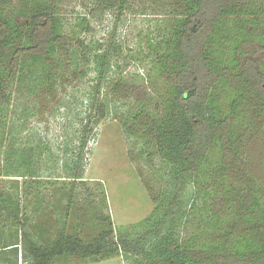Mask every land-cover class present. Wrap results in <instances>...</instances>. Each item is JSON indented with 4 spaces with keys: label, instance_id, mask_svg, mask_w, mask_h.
Returning a JSON list of instances; mask_svg holds the SVG:
<instances>
[{
    "label": "rangeland",
    "instance_id": "374dc122",
    "mask_svg": "<svg viewBox=\"0 0 264 264\" xmlns=\"http://www.w3.org/2000/svg\"><path fill=\"white\" fill-rule=\"evenodd\" d=\"M28 1L0 0V19L8 22L7 33L5 27H0V38L8 34L0 59L2 71L6 57L17 46L31 44ZM50 1L56 3L61 40L51 43L46 56L51 63L64 64V68L57 74L56 89L48 93V99L38 102L40 108L30 104L33 111L21 107L23 96L33 85L23 71L24 66L30 65L21 63L23 74L8 80L10 101L0 103V189L6 191L11 181H17L20 207L29 218V225L49 227L53 234H77L86 241L103 227L111 231L112 240L135 243L144 239L140 249L152 257H156L154 247L169 234L175 235L181 244L193 240L195 246L205 240L220 239V233L192 205V177L187 176L176 189L174 175L179 167L162 161L152 140H146L143 130L131 123L135 112L147 115L150 121L160 115L157 90L169 84L164 76L160 80L146 78L150 59L145 58L146 43L151 38L158 39L166 28L172 17V3L128 0V11L118 18L114 11L100 8L97 0ZM28 58L23 57L20 62L29 61ZM120 80V85L114 84ZM22 85L25 88L20 89ZM17 103L20 107H16ZM261 121L263 117L254 121L256 128L238 151L239 160L230 159L223 171L228 182H237L239 189L264 187ZM39 135L45 138L41 140ZM13 139L21 145L18 149L22 153L11 155L8 161L3 146ZM220 156L218 151L214 157ZM208 168L213 174L217 164L209 162ZM211 179L207 176L204 185L213 193L208 207L231 223L232 211L224 204L221 186ZM200 189L196 185V191ZM174 196L179 199V207L172 212ZM236 202L229 208L236 211ZM190 205L193 214L187 219L194 224L186 227L184 216ZM238 227L237 231L241 226ZM24 231L28 232L27 227ZM30 238L34 239L32 235ZM21 241L17 264L26 260ZM197 253L198 250L194 252ZM9 256L14 260L12 254ZM6 263L0 260V264ZM85 263L148 264L139 253L124 251L108 260L84 262L74 258L60 264Z\"/></svg>",
    "mask_w": 264,
    "mask_h": 264
},
{
    "label": "trees",
    "instance_id": "16d2710c",
    "mask_svg": "<svg viewBox=\"0 0 264 264\" xmlns=\"http://www.w3.org/2000/svg\"><path fill=\"white\" fill-rule=\"evenodd\" d=\"M168 1L172 3L169 12L172 17L158 39L148 40L145 57L150 58L146 78L151 81L164 76L169 84L157 90L160 115L150 121L147 115L135 112L131 123L143 130L146 140H152L162 161L179 167L174 175L176 189L187 176L192 177V205L205 221L209 220L207 223H211L221 238L205 240L195 246L193 240L181 244L175 235L169 234L154 247L156 257H152L140 249L144 239L135 243L112 240L111 231L103 227L90 241L77 234H53L49 227L29 225V218L20 207V188L13 180L6 191L0 189L1 261L17 264L21 239L24 264H60L74 258L95 262L114 258L123 251L139 253L148 264H264V187L256 185L249 191L239 189L237 182L229 183L223 173L230 159L239 160L238 151L256 128V118H264V0ZM28 3L31 44L17 46L6 57L5 69L0 68V103L10 101L8 80L22 75L21 63L26 62L24 64L30 66H24V76L29 77L33 85L23 96L21 107L33 111L30 104L40 108V99H48V93L56 89L57 74L64 64L51 63L46 56L51 43L61 40L56 3L50 0H29ZM96 3L104 10L114 11L118 18L128 11V0H97ZM0 27L8 32L7 21L0 19ZM7 35L0 38V59H3ZM142 53L140 50L139 54ZM23 57H29V61L20 62ZM41 57L44 58L41 60ZM121 83L120 80L114 84ZM23 88L22 85L20 89ZM16 107H20L19 103ZM38 138L45 137L39 135ZM85 144L86 138L82 148ZM20 146L15 139L6 141L5 160L22 153ZM218 151L221 156L215 159ZM209 162L217 164L213 174L208 170ZM207 176L221 186L220 193L226 199L224 204L232 211L231 223L208 207L213 193L204 189ZM196 185L201 191H196ZM234 200L239 204L236 211L229 208ZM170 205L175 212L179 207L177 196ZM191 208L190 205L184 216L186 227L194 224L187 219L193 214ZM107 220L104 221L110 228ZM238 226L244 229L237 231ZM26 227L28 232L24 231ZM197 250L199 253L194 254ZM10 254L14 260L10 259Z\"/></svg>",
    "mask_w": 264,
    "mask_h": 264
}]
</instances>
